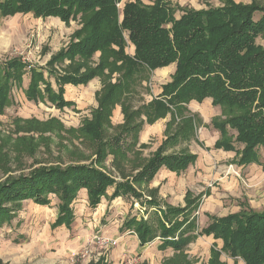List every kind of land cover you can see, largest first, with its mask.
<instances>
[{
    "label": "trees",
    "instance_id": "1",
    "mask_svg": "<svg viewBox=\"0 0 264 264\" xmlns=\"http://www.w3.org/2000/svg\"><path fill=\"white\" fill-rule=\"evenodd\" d=\"M121 2L0 0V12L5 17L33 14L43 20L58 18L67 24L79 20L82 25L74 34L76 40L50 63L67 60L71 65H78L74 73L63 76L50 71L58 88L56 93L46 79L45 69L30 67L21 58L0 61L1 114L14 103L12 90L17 84H23V77L27 74L30 75V84L26 98L34 103L50 98L59 109L72 105L64 96L66 85L78 87L88 85L96 77L104 80L119 76L116 83H105L97 94L98 108L93 110V118L85 120L81 128L95 144V162L70 165L65 169L41 166L28 175L0 183V228L9 223L11 215L6 208L9 203L33 200L37 205L48 206L49 196L55 195L59 198L60 212L57 224H63L73 220L71 205L78 200L81 189L87 191L92 209L107 197V191L113 185L116 188L112 198L127 195L142 198L131 181L116 182L95 165L104 162L109 153L116 160L120 156L124 158L125 151L131 147L125 148L123 139L130 135L135 138L136 145L142 123L134 124L141 116L152 124L171 112L168 133L176 123V116L180 117L186 110L181 104L194 100L202 103L210 98L213 106L222 109L225 118L214 123L222 135L217 148L236 151L235 145H241L239 163L249 165L258 160L257 149L264 146V48L257 45V40L264 35V6L221 0L222 5L218 8L196 11L175 7L163 0H156L152 6H145L137 0L126 3L121 14L118 8ZM178 11L182 13L176 18ZM129 44L135 49L133 57L125 51ZM97 53L101 54L98 64L85 67ZM173 64L177 65V71L172 82L162 87L163 94L136 112L128 110L126 94L132 92L138 82L148 81L151 71ZM121 103L126 113V126L108 140L105 127H110L113 108ZM230 129L237 136H232ZM193 135V121L188 119L181 131L169 137L170 140L134 177V183L153 181L162 168L177 173L188 169L196 157L186 153L165 156V149L177 145L181 136L190 139ZM190 197L188 193L185 207H169L168 211L161 212V248L171 247L179 251L188 243L186 238L176 240L175 233L184 223L173 222L170 215L180 216L190 228L196 227L187 215L189 207L195 204ZM149 203L152 207L158 206L156 202ZM125 225L128 229L135 227L143 245L155 240L154 229L143 220L131 219ZM197 236H214L215 240L223 242L221 250L214 245L208 264H226L220 259L222 254L241 259L245 264H264V212L244 208L240 214L213 218L212 224ZM97 264L104 262L101 260Z\"/></svg>",
    "mask_w": 264,
    "mask_h": 264
},
{
    "label": "rangeland",
    "instance_id": "2",
    "mask_svg": "<svg viewBox=\"0 0 264 264\" xmlns=\"http://www.w3.org/2000/svg\"><path fill=\"white\" fill-rule=\"evenodd\" d=\"M233 1L246 5L256 3L264 6V0ZM149 2H153V0H149ZM221 3V0H175L171 5L177 7L180 4L184 7L182 9L191 7L206 9L208 7L218 8L222 5ZM181 13V11H178L176 18H179ZM81 27L79 20L67 24L53 17L46 20L36 18L33 14L5 17L0 12V61L9 58H21L30 67L35 66L40 70L45 69L46 79L52 83V88L56 93L58 88L55 78L50 76V71L53 70L55 75L63 76L65 73H74L78 65H71L70 61L67 60L55 64L50 63L59 52L68 48L76 40L74 34ZM257 45L264 48V35L257 40ZM96 63L93 58L89 65L84 64L85 67L92 68L95 67ZM82 71L84 72L85 69ZM102 81L103 85L109 82L114 83V78L102 79ZM29 82L30 75L27 74L23 77V84H17L12 90L14 103L9 105L3 114L0 113V183L12 177H20L23 174L28 175L41 166L65 169L70 165L92 163L96 159L95 144L81 131L85 120L87 118L92 119V111L98 107V101L95 98L96 95H94L96 88L93 94H89L88 88H91L90 86L87 89L78 88L75 90L69 87L65 98L72 105L59 109L50 98H45L44 101L39 103L29 101L25 96L29 88ZM152 85L154 91H156V86ZM41 87L43 89V84ZM142 92H145L143 84L138 82L132 93L133 95L127 99V104L132 105L136 96H139ZM141 101L142 99L138 102ZM110 127L108 125L105 127V137L119 133V131L110 132ZM230 130L231 134L235 133L233 129ZM236 146L239 149L240 145ZM145 154L149 156L151 153ZM111 155L114 156L109 153L105 161L98 166L95 165V167L104 170L107 175H111L118 180L119 175L117 172L124 178L125 171H129L131 166L125 164L121 156L111 164L112 166H107L106 161ZM143 161V159L142 161L140 159L138 170L145 164ZM246 183V191H255L258 200L264 198V179L260 182L247 181ZM141 184L143 183H140L138 188L143 186ZM213 184L214 182H212L211 187ZM145 188L148 190H145L144 187L141 188L145 199L147 196L153 199L151 202L160 204L162 198L158 195V189ZM206 192L204 191L196 198L190 197L195 204L189 207L187 215L196 227L190 228V224L186 223L185 220L183 221V218H179L180 216L170 215L173 222L184 223V226L176 231L175 238L176 240L186 238L188 243L179 251L171 247L161 248L163 244V240L159 236L161 234V216L159 209H153L150 203L141 206L140 202L135 199L125 198V210L121 208L115 214L111 209V212L102 218L97 211L98 207L92 209L90 205L82 201L84 190L81 189L78 193L79 199L71 205L74 213L72 222L74 223L75 218L78 219V217L81 218V221L75 225L76 236L72 237L70 233L69 237L76 238L78 241L80 240L79 237L85 235L81 240L83 242L81 249L79 248L76 251L71 249L59 251V242H61V238H64L65 227L59 225L56 226L57 229H54V222L58 220L60 215L59 198L57 196H49L50 204L48 206L37 205L33 200L9 203L6 205L11 215L9 223L0 228V264H97L99 258L103 257L98 255L100 253L99 249L97 252L94 250L93 253H90L91 257H85V255L83 257L82 252L90 239L93 236L102 235L103 229H112V227L117 226V223L122 225L132 218L138 222L141 218L149 224L154 229L155 240L148 243L141 254L136 253L127 258L124 264H208L211 260V250L214 247V242L207 237L197 236L204 226L198 214L201 209L200 206L206 202ZM245 203L249 205L248 201H245ZM164 205L165 207L162 205L160 207L164 211H168V206ZM80 211L82 217L78 216ZM115 218H117V223L114 220ZM133 229L135 227L130 228L132 231ZM126 232H128L127 229L124 233ZM66 251L69 257L62 255ZM220 259L227 264L229 259L232 258L229 255L222 254ZM232 260L239 264H245L241 259ZM104 263L106 264V262Z\"/></svg>",
    "mask_w": 264,
    "mask_h": 264
},
{
    "label": "crops",
    "instance_id": "3",
    "mask_svg": "<svg viewBox=\"0 0 264 264\" xmlns=\"http://www.w3.org/2000/svg\"><path fill=\"white\" fill-rule=\"evenodd\" d=\"M133 1L137 0H122V2L119 3L118 8L120 9L121 14L124 9L123 6L126 3ZM139 1H141L146 6H152L156 2V0H153V2H149V0ZM163 1L172 4L175 0ZM179 6L181 5L179 4ZM181 8L184 7L181 6ZM189 9L191 10L194 8L191 7ZM206 9L194 10L201 11ZM125 51L131 57L135 55V49L131 44H129V47H126ZM100 56V53H97L94 56V60L95 62H97L95 66L98 64ZM176 71V64L164 67V69L151 71L148 75L149 80L142 81L145 92H142L139 96H136L133 104L129 105L128 110H130L131 112H136L142 106H147L151 104L154 99L159 98L163 94L162 87L165 86V84L172 82ZM118 77L119 76L117 75L113 76L114 83L117 82L116 79ZM152 84L156 86V91H154ZM102 85L103 81L100 77L92 79V82H90L88 85H80L78 87L66 85L64 96L68 92L69 87H72V90H75L78 88L87 89V87L90 86L91 88H88L89 94H93V91L96 88L94 95H96L95 98L98 101L97 94L98 92L100 93L103 90L104 85L103 87ZM133 89L135 90V88ZM134 90L126 94V100L130 98L131 95H133L132 93L134 92ZM140 99H142V101L138 102ZM122 103L120 105H116L113 108L114 110L110 119V124L112 125L110 127V132L119 131V133H121L123 131V127L126 126V113L123 109ZM181 107H186V110L180 117L176 116V123L172 126V129L168 133L167 127L172 119L171 112L167 113L163 118L156 119L152 124L147 123V119L145 116H141L135 121L134 125L142 123L141 128L138 132L136 145H134L135 138H132L130 135L124 137L123 139L124 147H131L129 150L125 151L126 155L123 158V162L125 164H129L131 168H129V171H125L124 178L119 172L116 171L119 175V180L112 177L111 175L108 176L113 178L116 182L120 183H123L127 180L131 181L137 191V194H141L142 198L138 199L134 195L112 198V194L115 192L116 188V185H113L107 191V197L103 198L102 202L97 206V211L102 218L105 217L106 214L111 212V209L115 212V214L118 213L121 208L125 210V198L135 199L137 202H140L141 206H143L145 203L151 202L153 200L152 198H148L146 196L145 199L143 191H141V188L143 187L145 190H148L145 187L149 188L150 190L154 188L158 189V195L162 198V203H157L158 206H154L153 209H159L160 216L161 212L164 211V209L160 207L161 205L165 207L164 204H166V206H168L167 208L171 206L172 208L185 207L188 193L191 194L192 198H196L200 194H203L204 191H207L206 202H204L200 206L201 209L198 214V217L204 224L202 229L210 226L212 224L213 218H226L228 215L240 214L244 208H250L254 212H264V198H260L258 200L255 196V191H246L247 181L255 183L263 181L264 179V146L258 147L257 149V161H254L249 165H242L241 163H239L241 157L239 151L243 150V146L240 145L238 149L235 145L237 149L236 151L222 148L220 149L216 147V144L222 140V135L215 127L214 123L218 119L225 118V116H223L221 107L213 106L212 99L210 98L202 103L194 100L189 104H181ZM188 119L193 121L194 135L190 139L189 136L186 139H183V137L181 136L178 140L177 145L170 146L165 149V156L179 154L181 155L182 153H186L196 157L195 162L190 164L188 169L182 171L181 173L173 172L167 168H162L154 176L153 181L142 182L143 184L141 185L143 186L138 188V185H140V183H134V177L137 176L143 169V167H145V165L153 158L155 153L158 152L157 150L161 146H163L164 143H167L170 140L169 137L181 131L184 122ZM119 133L107 137L108 140L112 137L117 136ZM233 135L237 136V134L235 133H233ZM145 153L151 154L148 156V154ZM138 158H140L141 161L143 159V162H145V164L142 165L139 170L138 163L140 162V159L138 161ZM115 160L116 158L114 159V156H109L108 160L106 161V165L110 166L113 162H115ZM212 182H214V184L211 187ZM83 190L84 193L82 194V201L89 205V197L87 195V191L85 189ZM245 201H248L249 205H247ZM121 204L122 206L120 207ZM81 215L82 212L80 211V214L78 212V216L82 217ZM116 219L117 218H115L114 220L116 221ZM141 220L143 219L140 218V221ZM74 221V223L71 221L69 223L63 224H57V221L54 222V229H57L56 226L59 225L65 227V234H63L64 238H61V242H59V251H63V249H71L74 251L79 248L81 249L83 245V242L81 240L85 235H83V237L81 238L79 237L80 240L78 241L76 238H72L73 236H76L75 225L79 221H81V218H75ZM117 222L118 221H116V223ZM125 224L126 223L120 225L119 223H117V226L112 227V229L106 228L105 230H102V235L116 240L117 245L112 248L111 251L103 253L104 255L103 257L99 258V261L103 260V262H106V264H124L127 258L136 253L141 254V251L148 245V243L143 245L138 238L135 230L133 229L132 231L128 229ZM126 229L128 230V232L124 233ZM70 233L72 234V237H69ZM207 238L212 239L214 245H216L217 248L221 250V248L223 247V242L221 240H215L214 236ZM62 255L69 257L67 251ZM227 264L239 263L235 262L232 259H229V262H227Z\"/></svg>",
    "mask_w": 264,
    "mask_h": 264
},
{
    "label": "built area",
    "instance_id": "4",
    "mask_svg": "<svg viewBox=\"0 0 264 264\" xmlns=\"http://www.w3.org/2000/svg\"><path fill=\"white\" fill-rule=\"evenodd\" d=\"M117 245V241L114 239H110L109 237H106L104 235H96L93 236L87 246H85L83 250V257L85 255L91 257L90 253L97 252V250H100V253L98 255L103 256V253H107L112 250ZM97 255V254H96ZM97 255V256H98Z\"/></svg>",
    "mask_w": 264,
    "mask_h": 264
}]
</instances>
